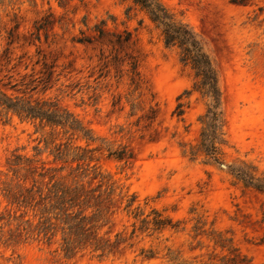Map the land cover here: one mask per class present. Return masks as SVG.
Returning a JSON list of instances; mask_svg holds the SVG:
<instances>
[{
    "label": "rangeland",
    "instance_id": "374dc122",
    "mask_svg": "<svg viewBox=\"0 0 264 264\" xmlns=\"http://www.w3.org/2000/svg\"><path fill=\"white\" fill-rule=\"evenodd\" d=\"M161 1L214 63L224 162L264 175V0ZM44 19L50 25L38 40ZM102 20L100 38L94 29ZM84 35L93 40L78 42ZM0 79L73 112L95 137L87 142L0 113V264H264V192L244 187L226 165L191 158L207 100L194 88V70L132 0H0ZM61 144L92 150L83 165L89 175L79 182L96 198L69 211L90 218L91 240L81 242L52 203L6 197L8 188L34 182L9 168L17 155L65 165L62 174L76 167L55 159ZM123 149L130 158L109 155ZM156 214L171 224L153 230ZM94 239L105 248L94 250Z\"/></svg>",
    "mask_w": 264,
    "mask_h": 264
},
{
    "label": "trees",
    "instance_id": "16d2710c",
    "mask_svg": "<svg viewBox=\"0 0 264 264\" xmlns=\"http://www.w3.org/2000/svg\"><path fill=\"white\" fill-rule=\"evenodd\" d=\"M63 1V0H59ZM134 5L139 6L144 10L151 21L161 30L164 43L169 47H176L179 50L180 60L185 65L191 66L194 70L196 82L195 90L201 93L202 97L207 100V108L204 114L199 117L202 124L199 142L197 145L190 148L189 155L192 159L202 155L207 163L217 165H226L223 160L221 145L225 143L223 127L225 124L224 113L221 107V92L218 86L217 72L210 55L206 51L202 40L194 32V30L181 19H178L161 0H132ZM234 3L242 4L244 0H233ZM106 21L102 20L100 24L95 26L94 31L98 37L106 35L104 29ZM50 21H44L36 26V39H40L39 32L42 29H47ZM84 34V33H82ZM91 36L84 35L77 39L78 42H91ZM129 40V37L124 39ZM118 41H122L118 37ZM2 79H0V82ZM8 89L22 92V94L9 93ZM26 93L21 88H17V84L3 83L0 85V113L6 116L11 114L18 116L22 120L39 121L43 126L48 125L52 128H62L64 133H70L71 136L78 135L87 142L95 141L90 129L86 128L83 123L75 116V114L66 108H62L58 103L51 100H32L31 97H26ZM183 104L177 106L178 115H182L184 110ZM87 151L80 146H77L72 151L67 145H59L54 154L56 160H61L64 163L77 162L76 167H70L67 174H62L66 166L61 167H45L42 163L37 165L38 161L28 157L17 155L14 159L8 162L9 168L14 175L19 177L21 173L24 179L31 177L33 184L30 187L17 185L15 188H8L6 192L7 199L11 202L31 204L37 197V202L52 203L53 210H59L64 214V222L70 229L76 227L80 232V238L83 242L84 238H88L86 225L84 224L90 218L83 214V210L77 213H70L75 206L81 203H86L94 197L95 189L87 190L85 185L79 182L80 178L89 175L88 168H83L84 162L87 160ZM110 156L118 160L128 159L123 150L110 151ZM233 177L242 183L244 187L254 188L264 192V175H257L256 168L245 162H238L231 165H226ZM41 171H38V169ZM97 176V175H95ZM41 180L44 186H38L37 183ZM45 192V193H44ZM130 205V204H129ZM76 222L73 224L72 222ZM170 219H161L159 214H156L153 224V230H160L171 224ZM25 224H31L29 220ZM45 223H40L39 228L46 229ZM24 229V228H23ZM26 229V228H25ZM77 235V234H76ZM65 240V250L71 249V241ZM91 240V239H90ZM93 240V239H92ZM94 250L104 249L98 240L91 241Z\"/></svg>",
    "mask_w": 264,
    "mask_h": 264
}]
</instances>
